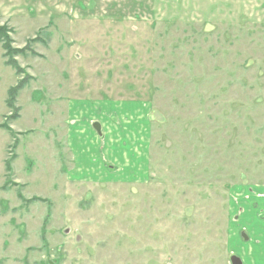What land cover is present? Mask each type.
Instances as JSON below:
<instances>
[{
  "label": "rangeland",
  "instance_id": "rangeland-1",
  "mask_svg": "<svg viewBox=\"0 0 264 264\" xmlns=\"http://www.w3.org/2000/svg\"><path fill=\"white\" fill-rule=\"evenodd\" d=\"M0 26V264H259L264 0H0Z\"/></svg>",
  "mask_w": 264,
  "mask_h": 264
},
{
  "label": "crops",
  "instance_id": "crops-1",
  "mask_svg": "<svg viewBox=\"0 0 264 264\" xmlns=\"http://www.w3.org/2000/svg\"><path fill=\"white\" fill-rule=\"evenodd\" d=\"M124 100V99H123ZM105 101V100H104ZM103 100H100V102L101 103H103L104 102ZM75 102V101H74ZM92 101H90L89 102V104H88V102L87 101H84V103L87 105V109L89 108L90 109V106H95V104H92L91 103ZM95 102V101H94ZM104 103H107V106L108 107H110V108H116L114 105H116L117 104V106L118 107H122V108H124V106L126 107L127 106V101H118V100H116V101H112L111 102V100H107V101H105ZM112 104H114V105H112ZM131 104V107L132 106H134V105H132V103H130ZM88 105H89V107H88ZM150 104L149 103H145V102H143L142 101V103H140L139 102V104H137V106L136 107H134L133 109H136L139 113H146L147 112V107L149 106ZM123 116H128V115H123ZM129 118H131L132 120H135L137 123H139V122H141V120L139 119L138 120V118L136 117V119H134L133 118V115H129L128 116ZM139 117V116H138ZM122 119V118H121ZM121 119H120V121H118L119 123H116V129H114V132L116 131L118 134H119V136H121V138H122V142L121 143H119V144H117L116 142H112V143H110V144H112V145H109L107 148V151H106V153H104V155H102V156H104L105 157V155L106 156H109L110 158H111V154H114L115 152H117L118 150H120L121 148H122V144L124 143V140H125V131L123 130V127H122V125H121ZM113 120H116V118L115 117H113ZM98 122L101 124V131H102V135L104 134V135H106L107 134V129H111V127H110V125L109 124H105L106 122H104V120H100V118H98ZM132 122L133 121H131V122H128V125H129V123H131L132 124ZM143 123H145L146 124V122L143 120ZM93 124V123H92ZM130 124V125H131ZM136 127V124L133 126V128L132 129H134ZM137 130V129H136ZM85 131H86V129H85ZM111 131V130H110ZM114 132H111V134H113ZM99 134V133H98ZM100 135V134H99ZM112 139L113 140H116V138L114 137V135H112ZM106 139V138H105ZM94 140H95V138H94ZM106 142L107 143H109L107 140H106ZM117 145H119V147L117 148V150H116V147H117ZM85 148V147H84ZM126 151L127 150H129L128 148L127 149H125ZM97 154V156L99 157V153L97 152V151H95L94 153H93V156L94 155H96ZM131 154V153H130ZM130 154H128V153H126V155L125 156H130ZM132 155V154H131ZM126 159L128 160L129 159V157H126ZM258 247H256V248H254L255 250H254V253H255V257L257 258V262H259V264H264V262H262V260L260 261L259 260V256H260V254H261V252H264V246L263 245H257ZM241 258V257H240ZM242 259V258H241ZM242 262H243V260H242ZM243 264V263H242Z\"/></svg>",
  "mask_w": 264,
  "mask_h": 264
},
{
  "label": "trees",
  "instance_id": "trees-1",
  "mask_svg": "<svg viewBox=\"0 0 264 264\" xmlns=\"http://www.w3.org/2000/svg\"><path fill=\"white\" fill-rule=\"evenodd\" d=\"M6 29H4L2 26H0V42L3 43V46L5 48L6 51V57H7V64L11 65L14 69H16L17 71H20V67L17 63V61L13 58L12 56V48H11V41L8 35V31L5 32V35L2 34L3 31H5ZM25 79H22L17 86L13 87L10 89L9 91V102L8 105L10 106L11 109H15V96L16 94L19 92V90L22 88L23 83L25 82Z\"/></svg>",
  "mask_w": 264,
  "mask_h": 264
},
{
  "label": "water",
  "instance_id": "water-1",
  "mask_svg": "<svg viewBox=\"0 0 264 264\" xmlns=\"http://www.w3.org/2000/svg\"><path fill=\"white\" fill-rule=\"evenodd\" d=\"M94 128L95 130L100 134L102 135V131H101V124L99 122H95L94 123ZM242 236L245 238V239H248V236L245 234V233H242ZM231 263L232 264H242V259L239 257V256H231Z\"/></svg>",
  "mask_w": 264,
  "mask_h": 264
}]
</instances>
